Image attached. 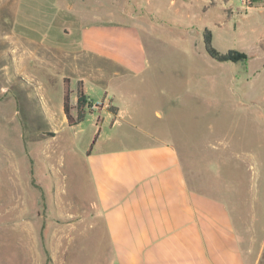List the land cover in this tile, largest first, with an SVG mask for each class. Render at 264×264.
<instances>
[{"label":"rangeland","instance_id":"obj_1","mask_svg":"<svg viewBox=\"0 0 264 264\" xmlns=\"http://www.w3.org/2000/svg\"><path fill=\"white\" fill-rule=\"evenodd\" d=\"M207 33L245 58L211 57ZM79 81L102 107L69 126ZM150 134L216 183L264 264V2L0 0V264L104 263L65 215L91 205L86 154Z\"/></svg>","mask_w":264,"mask_h":264},{"label":"crops","instance_id":"obj_2","mask_svg":"<svg viewBox=\"0 0 264 264\" xmlns=\"http://www.w3.org/2000/svg\"><path fill=\"white\" fill-rule=\"evenodd\" d=\"M118 112L115 118L123 120ZM153 136L86 154L91 205H72L65 215L70 227H82L84 237L98 243L89 258L101 264H247L216 183L196 171L188 176L174 144Z\"/></svg>","mask_w":264,"mask_h":264},{"label":"trees","instance_id":"obj_3","mask_svg":"<svg viewBox=\"0 0 264 264\" xmlns=\"http://www.w3.org/2000/svg\"><path fill=\"white\" fill-rule=\"evenodd\" d=\"M258 2H264V0H245V3L248 6H252ZM205 38L207 44L206 51L209 53L211 57H214L220 61H227V60L237 61L239 59L245 58V55L243 53H240L235 50H229L226 53H218L209 46V40H210L209 33H207ZM95 107H102V103H94L93 99L90 98V96L83 91L81 81H79L77 84L74 103L70 102V88L69 87L65 88L62 99V111L65 120L69 126L78 124L80 121L84 119L86 113L93 111ZM108 109H111L114 114L117 111V107L114 105H109Z\"/></svg>","mask_w":264,"mask_h":264}]
</instances>
